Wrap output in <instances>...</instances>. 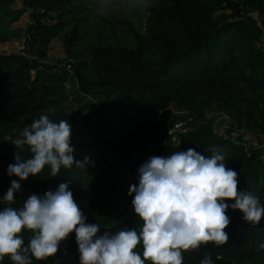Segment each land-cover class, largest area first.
I'll return each instance as SVG.
<instances>
[{
    "label": "trees",
    "instance_id": "trees-1",
    "mask_svg": "<svg viewBox=\"0 0 264 264\" xmlns=\"http://www.w3.org/2000/svg\"><path fill=\"white\" fill-rule=\"evenodd\" d=\"M123 1L107 0L113 6ZM57 3L62 7L68 1ZM135 4V11L143 8L146 14L143 31L132 28L131 46L91 49L89 68L94 77L77 65L73 73L56 66L31 72L18 59L0 58V71L23 74L21 79H0V195L11 179L18 180L6 175L7 165L14 163L15 145L5 138L19 137L24 127L47 115L53 122L68 120L71 129L76 127L71 135L74 148L81 128L96 145L121 157L133 184L137 168L151 156H170L188 148L210 156L216 149L226 157V166L239 173L238 190L251 191L264 205V144L248 146L237 134L247 126L264 140V0H135ZM254 12L263 16L262 23ZM77 36L76 25L64 45L69 47ZM68 81L71 96L66 94ZM211 107L231 115L236 134L215 130L206 115ZM177 111L188 112L193 126L172 143L167 132L176 124ZM21 155H31L27 146ZM115 168L88 174L87 167L74 164L49 177L45 166L38 176L21 182L23 191L14 194L11 206L22 207L28 196L67 182L87 222L99 224L101 232L137 228L129 184ZM227 214L228 241L182 250V264H200L206 256L213 264H264V216L253 226L239 210L229 209ZM31 235L22 232L25 243ZM4 264H9L7 257ZM33 264H79L74 233L61 242L56 256L34 259Z\"/></svg>",
    "mask_w": 264,
    "mask_h": 264
},
{
    "label": "clouds",
    "instance_id": "clouds-1",
    "mask_svg": "<svg viewBox=\"0 0 264 264\" xmlns=\"http://www.w3.org/2000/svg\"><path fill=\"white\" fill-rule=\"evenodd\" d=\"M71 135L68 120L53 122L41 115L19 137L5 138L15 145L14 163L7 165L6 175L18 180L11 179L0 195V264L5 257L9 264L46 261L56 256L71 233L79 264H182V250L228 241L229 209L239 210L241 218L253 226L264 216L259 197L247 189L238 190L239 173L226 166L222 153L213 149L205 156L195 148L151 156L137 168V183L128 189L137 228L101 232L99 224L87 222L67 182L43 194L34 193L22 207L13 208L14 194L23 191L21 182L38 176L45 166L49 177H56L62 167L91 163L88 156L74 159ZM25 146L31 153L27 158L21 155ZM25 230L32 233L27 243L22 236ZM200 264L213 261L206 256Z\"/></svg>",
    "mask_w": 264,
    "mask_h": 264
},
{
    "label": "rangeland",
    "instance_id": "rangeland-1",
    "mask_svg": "<svg viewBox=\"0 0 264 264\" xmlns=\"http://www.w3.org/2000/svg\"><path fill=\"white\" fill-rule=\"evenodd\" d=\"M67 1L68 4L61 7L57 0H0V58L11 57L26 49L29 57L48 63L50 66L47 67H65L73 73V67L77 65L86 76L94 77L89 68L91 49L116 44L131 46L134 39L132 28L142 32L145 27V11L143 8L134 10L135 0H124L118 6L110 5L107 0ZM253 16L262 23L263 16L256 12ZM76 25L78 36L66 47L65 36H70ZM261 46L264 48V35ZM31 72L34 71L31 69ZM6 78L21 79L23 74L5 68L0 71V79ZM72 92V81H68L66 94L71 96ZM188 114L177 111L176 123L180 127L173 126L172 131L178 137L193 126L192 116ZM206 115L213 121L217 132L231 130L236 134V125L229 113L211 107ZM75 128L71 130L75 131ZM237 134L248 146L264 144L256 131L247 126H243ZM88 136L85 130L79 128V135L75 136L79 145L73 152V156L81 160L89 157L91 163L86 172L100 174L118 166L122 182L133 185L121 157L96 145Z\"/></svg>",
    "mask_w": 264,
    "mask_h": 264
},
{
    "label": "water",
    "instance_id": "water-1",
    "mask_svg": "<svg viewBox=\"0 0 264 264\" xmlns=\"http://www.w3.org/2000/svg\"><path fill=\"white\" fill-rule=\"evenodd\" d=\"M11 57L18 59L24 65L30 66L33 71H36L39 67L50 66L48 63H43L35 58L29 57L26 54V49L22 50L18 54H13Z\"/></svg>",
    "mask_w": 264,
    "mask_h": 264
},
{
    "label": "built area",
    "instance_id": "built-area-1",
    "mask_svg": "<svg viewBox=\"0 0 264 264\" xmlns=\"http://www.w3.org/2000/svg\"><path fill=\"white\" fill-rule=\"evenodd\" d=\"M174 126L176 127H180L178 126V124L176 123ZM173 128H171L168 132H167V137L169 138V141L172 143H176L178 141V136H176L175 134H173ZM167 139L164 141L166 142Z\"/></svg>",
    "mask_w": 264,
    "mask_h": 264
}]
</instances>
